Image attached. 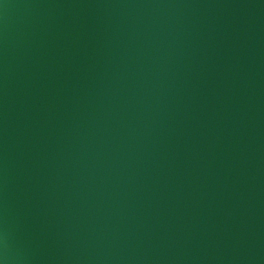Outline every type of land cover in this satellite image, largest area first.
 <instances>
[{
    "label": "water",
    "instance_id": "water-1",
    "mask_svg": "<svg viewBox=\"0 0 264 264\" xmlns=\"http://www.w3.org/2000/svg\"><path fill=\"white\" fill-rule=\"evenodd\" d=\"M0 264H264V0H0Z\"/></svg>",
    "mask_w": 264,
    "mask_h": 264
}]
</instances>
